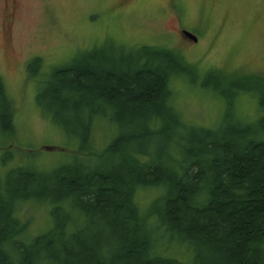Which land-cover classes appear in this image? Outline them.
Listing matches in <instances>:
<instances>
[{"label": "trees", "instance_id": "16d2710c", "mask_svg": "<svg viewBox=\"0 0 264 264\" xmlns=\"http://www.w3.org/2000/svg\"><path fill=\"white\" fill-rule=\"evenodd\" d=\"M123 47L96 46L41 82L44 111L86 144L79 143L85 156H99L91 148L95 125L110 121L113 137L100 154L116 160L108 167L75 160L82 164L50 171L19 166L0 176V264H264V93L258 124H188L170 85L174 76L196 71L166 48ZM41 62L30 61L31 74ZM207 75L218 80L214 71ZM230 87L239 91L241 82ZM0 107V128L12 133L1 74ZM123 121L135 129L122 131ZM141 189L160 191L142 207ZM29 199L49 203L56 222L26 239L28 223L15 212ZM93 214L108 224L107 242H94L89 229L79 227Z\"/></svg>", "mask_w": 264, "mask_h": 264}, {"label": "rangeland", "instance_id": "374dc122", "mask_svg": "<svg viewBox=\"0 0 264 264\" xmlns=\"http://www.w3.org/2000/svg\"><path fill=\"white\" fill-rule=\"evenodd\" d=\"M179 27L191 31L198 41L181 38ZM110 43L124 45V50L142 45L166 48L196 71L193 77L171 79L173 103L185 123L216 129L225 128L226 122L260 123L256 120L263 115L259 97L264 93V0H0V74L14 124L12 133L0 128L1 177L19 166L50 171L82 164L75 160L102 167L116 160L100 154L113 137L108 119L99 120L93 133L91 148L99 156L87 157L81 140L66 134L37 96L53 68ZM35 57L42 62L31 74L28 64ZM209 71L218 80H206ZM232 82H241V90L231 88ZM123 124L122 131L135 129ZM155 145L151 144L153 149ZM159 191L141 189L137 200L146 207ZM50 210L44 201L19 202L15 214L28 223L26 239L54 226ZM79 225L89 229L94 242L109 240L108 224L100 215L93 214ZM187 253L180 249L182 257Z\"/></svg>", "mask_w": 264, "mask_h": 264}, {"label": "flooded vegetation", "instance_id": "af4514ba", "mask_svg": "<svg viewBox=\"0 0 264 264\" xmlns=\"http://www.w3.org/2000/svg\"><path fill=\"white\" fill-rule=\"evenodd\" d=\"M185 30H187V29H184V28H181V27H179L178 29H177V32H178V35L181 37V38H188L187 36H186V34H185ZM187 31H189V30H187ZM191 32V31H190ZM184 36V37H183ZM188 39H190V38H188ZM191 40V39H190ZM197 41H198V38H197ZM197 41H193L192 40V43H194V42H197Z\"/></svg>", "mask_w": 264, "mask_h": 264}, {"label": "water", "instance_id": "95a60500", "mask_svg": "<svg viewBox=\"0 0 264 264\" xmlns=\"http://www.w3.org/2000/svg\"><path fill=\"white\" fill-rule=\"evenodd\" d=\"M185 34H186V36H187L188 38H190L191 40H193V41H197V37H196L194 34H192L191 32L185 30Z\"/></svg>", "mask_w": 264, "mask_h": 264}]
</instances>
